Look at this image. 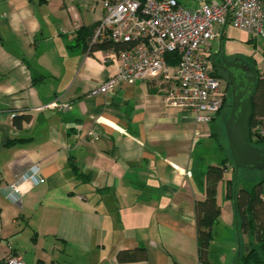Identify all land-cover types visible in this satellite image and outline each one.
I'll return each mask as SVG.
<instances>
[{
    "label": "crops",
    "instance_id": "crops-1",
    "mask_svg": "<svg viewBox=\"0 0 264 264\" xmlns=\"http://www.w3.org/2000/svg\"><path fill=\"white\" fill-rule=\"evenodd\" d=\"M208 1L221 0L186 4ZM103 14L90 0H0V263L11 253L25 264H201L194 204L205 198L207 167L224 156H209V123L167 105L158 77L91 93L116 72L114 52L70 46L79 27ZM227 26L209 54L220 43L262 73L254 55L225 52ZM28 65L45 77L33 84ZM52 101L70 107L40 108ZM15 115L28 119L16 126ZM35 165L43 182L20 180L13 198L8 185ZM231 176L227 165L212 233L225 217L237 218L226 196ZM138 246L145 259H117Z\"/></svg>",
    "mask_w": 264,
    "mask_h": 264
},
{
    "label": "built area",
    "instance_id": "built-area-1",
    "mask_svg": "<svg viewBox=\"0 0 264 264\" xmlns=\"http://www.w3.org/2000/svg\"><path fill=\"white\" fill-rule=\"evenodd\" d=\"M90 1L104 9L92 42L109 40L125 45L113 51L116 72L91 93H112L123 84L158 77L166 86L165 103L193 113L201 125L220 110L227 93L224 80L210 63L211 42L219 39L226 25L247 32L251 38H264V0L208 1L197 8H188L178 0ZM169 55L177 56V62L167 63ZM69 107L52 101L40 108ZM256 135H264V130L259 129ZM23 179L43 182L38 166H33L8 185L15 199L20 193L18 182ZM0 264L25 263L21 256L9 253Z\"/></svg>",
    "mask_w": 264,
    "mask_h": 264
},
{
    "label": "trees",
    "instance_id": "trees-1",
    "mask_svg": "<svg viewBox=\"0 0 264 264\" xmlns=\"http://www.w3.org/2000/svg\"><path fill=\"white\" fill-rule=\"evenodd\" d=\"M96 25L97 24H91L79 27L76 30L75 39L70 48L92 53L96 50L111 49L113 51H118L125 47L123 44H115L109 40L92 42ZM175 62H177V56H167V63L174 64ZM252 66H255L253 62ZM28 67L33 73V84H36L45 77L30 65H28ZM256 72L257 83L251 98L248 140L252 145L264 152V135H256V131H253V129L258 128L264 130V72L259 73L258 70H256ZM216 75L221 77L219 74ZM225 107H229L226 99L220 110ZM219 111L210 120V122L218 121L211 127L210 136L216 141L218 151L225 155L219 164L209 165L207 167L205 172V198L202 201H196L194 204L198 258L201 264H216L208 260V253L210 251V243L213 240L212 227L218 222L220 217V206L216 199L217 185L223 179L225 167L227 165L232 167V160L225 134L224 115L219 116ZM24 119H28V116L15 115L13 117V123L16 126H20V122ZM70 165L77 177L86 180L88 175L81 172L73 161ZM234 174L235 172L232 171L231 178L226 181L227 198L232 197ZM235 209L238 233L246 235L248 239V242L243 245L244 252L239 256V264H264V177L251 188L238 189L236 186ZM145 258V248L140 246L117 253V259L121 262L137 261Z\"/></svg>",
    "mask_w": 264,
    "mask_h": 264
},
{
    "label": "water",
    "instance_id": "water-1",
    "mask_svg": "<svg viewBox=\"0 0 264 264\" xmlns=\"http://www.w3.org/2000/svg\"><path fill=\"white\" fill-rule=\"evenodd\" d=\"M221 38L222 35L219 37V41H221ZM217 53H221L220 43L217 52L214 54ZM214 54L210 57L211 64ZM220 66L226 72L231 84V106L224 127L232 160V171L235 172L232 191V200L235 206L238 170L240 168L264 169L263 150L252 145L248 140L251 98L257 83V69L239 57L231 60L223 57Z\"/></svg>",
    "mask_w": 264,
    "mask_h": 264
},
{
    "label": "rangeland",
    "instance_id": "rangeland-1",
    "mask_svg": "<svg viewBox=\"0 0 264 264\" xmlns=\"http://www.w3.org/2000/svg\"><path fill=\"white\" fill-rule=\"evenodd\" d=\"M187 0H181L185 3V6L190 8L186 4ZM225 38L222 42L225 52L230 54H240L244 56L254 55L256 57V64L260 67L264 63V58L261 55L256 53V48H260L262 54L264 53V38L258 39V43L254 46L253 41L250 40V36L247 32L239 30L237 28L227 26L225 29ZM233 57L234 55H227ZM251 60V58H249ZM252 64V61H249V64ZM226 102L229 104V107L221 109L218 115H224V119L228 118L231 106V98H225ZM225 101V100H224ZM216 115V114H215ZM222 120V119H221ZM218 121L209 122L210 127H213ZM253 131H259L258 129H253ZM213 149L209 151V156H224L222 152L218 151L217 143L215 140L212 142ZM264 177V169H249V168H240L237 173L236 186L237 188H251L256 182ZM219 200H222L221 195ZM226 219V220H225ZM230 220V222H229ZM218 225V226H217ZM213 228V240L210 243V251L208 253V260L216 264H239L238 259L241 253L244 252V247L248 242L247 237H242L238 233V224L237 218L233 221V217H225L222 222H219Z\"/></svg>",
    "mask_w": 264,
    "mask_h": 264
},
{
    "label": "flooded vegetation",
    "instance_id": "flooded-vegetation-1",
    "mask_svg": "<svg viewBox=\"0 0 264 264\" xmlns=\"http://www.w3.org/2000/svg\"><path fill=\"white\" fill-rule=\"evenodd\" d=\"M217 50H214L213 52L210 53V56H209V59L210 57L212 56V54L216 53ZM225 57L226 59L228 60H231V59H234L235 57H229L227 56L222 50H221V53H217V54H214L213 55V60H212V69H213V72L216 73V74H219L221 75L222 79L224 80V86H225V89H226V97L227 99L230 97L231 98V84L227 78V74L226 72L221 68V63H222V58ZM248 64L249 62L246 61ZM250 66H252V64L250 63L249 64Z\"/></svg>",
    "mask_w": 264,
    "mask_h": 264
}]
</instances>
